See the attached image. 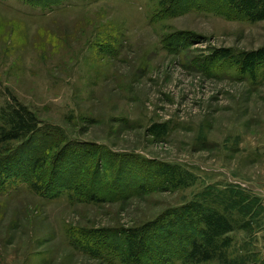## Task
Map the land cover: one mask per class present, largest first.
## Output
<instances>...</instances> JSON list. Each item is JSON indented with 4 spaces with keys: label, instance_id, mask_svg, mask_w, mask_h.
Returning <instances> with one entry per match:
<instances>
[{
    "label": "rangeland",
    "instance_id": "374dc122",
    "mask_svg": "<svg viewBox=\"0 0 264 264\" xmlns=\"http://www.w3.org/2000/svg\"><path fill=\"white\" fill-rule=\"evenodd\" d=\"M170 1L0 0V116L26 107L61 129L64 156L89 157L100 188L155 179L95 204L37 194L13 172L0 264H125L98 247L115 237L150 245L146 264H264V0H198L178 16ZM25 143L0 146V164L27 160ZM186 215L211 261L175 241Z\"/></svg>",
    "mask_w": 264,
    "mask_h": 264
},
{
    "label": "trees",
    "instance_id": "16d2710c",
    "mask_svg": "<svg viewBox=\"0 0 264 264\" xmlns=\"http://www.w3.org/2000/svg\"><path fill=\"white\" fill-rule=\"evenodd\" d=\"M23 1L34 7L48 8L60 5L68 0ZM176 1L171 0L172 4L170 3L168 8L165 9L166 12L169 10L171 16L181 15L187 12L186 10H189L187 8L198 4V0L184 3L179 2V0ZM262 2H259L257 7L264 9ZM253 3L256 4V2ZM23 142H26L25 144L28 146L27 153L29 154L25 153L28 159L24 161L22 154L12 153L14 155H10L6 159L8 162L10 158L9 167L6 162L3 165L0 164V189L13 182L14 179L12 180V178L15 177L13 172L17 174L22 172V176L24 179L26 178L30 189L37 194L43 196L49 194L50 198H58L63 193L68 192L73 202L76 200L77 202L100 204L124 199L126 193L119 188L131 187L136 192L147 193L153 188L155 182V179L147 176V172L146 177H143V180L140 179L142 181L138 183V188L136 183L133 186L130 183L126 184V182H130L129 180L117 181L120 184L118 189L114 186H109L107 183H103L100 188V186H96V184L99 185L98 179L101 177L100 169H90L92 162L89 157L81 153L78 155L79 150L78 152H76L77 150L72 151L80 159L77 162L71 158L72 156H66L67 158L64 156L63 153H65L67 145L72 143V141L61 129L52 126L42 127L36 115L26 107H15L4 111L2 117L0 116V146L6 147L10 144ZM64 145L66 147L62 148ZM103 153L101 152L100 154ZM109 157L111 160L108 164L115 166L116 161L113 160V156ZM62 162L63 164L60 167L59 164ZM92 166L94 167L93 164ZM121 168H124V166ZM91 175L93 181L88 179ZM133 190H131V193ZM197 225L198 220L191 219L190 215L183 217V221L176 225V230L180 231L181 237L176 238L175 241L180 240L178 243L180 250L185 253L188 259L209 262L214 255L213 245L203 239V231L197 228L196 235L188 233L189 228H194ZM172 234H170L171 237H173ZM182 239L184 240L182 241ZM94 240L96 239H92L91 242ZM97 244L103 251L114 248L113 250L116 251L117 256L125 264H146L152 259L148 255L151 246L144 245L141 240L136 241V239L133 240L131 238L121 240L115 237L113 241H109V239L107 241L100 240Z\"/></svg>",
    "mask_w": 264,
    "mask_h": 264
}]
</instances>
